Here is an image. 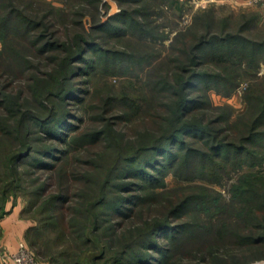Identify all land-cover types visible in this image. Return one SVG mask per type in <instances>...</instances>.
Here are the masks:
<instances>
[{"label": "trees", "instance_id": "1", "mask_svg": "<svg viewBox=\"0 0 264 264\" xmlns=\"http://www.w3.org/2000/svg\"><path fill=\"white\" fill-rule=\"evenodd\" d=\"M43 2L49 7L0 0V37L12 35L20 39L26 52L20 68L8 65L9 75L21 79L14 82L13 90L7 87L10 82L0 84V135L11 134L20 144L11 161L14 178L4 190L0 217L6 213L8 201L19 198L18 189H23L21 175L26 170L35 175L30 181L33 189L27 192L30 208L39 203L45 227L58 233L60 241L70 237L76 245L53 255L51 264H188L186 260L195 264H249L264 259L261 169L247 172L234 182L231 197L223 199L222 194L221 204L217 196L183 193L173 208L152 225L144 228L136 224L137 216L152 203L175 194L165 180L170 172L180 184L176 189H199L209 186L193 185L189 180L211 182L219 168L228 172L227 165L262 166L264 153L258 148L264 147V131L258 129L264 125V108L254 126L248 127L250 132L245 134L244 129L237 127L232 132L229 113L216 114L218 109L210 107V101L203 98V89L214 87L232 94L229 89L237 87V83L223 73H231L234 66L258 69L264 61V23L260 12L243 11V21L236 30L233 26L214 32L211 28L215 21L204 24L207 31L196 34L194 42L192 39L188 43L191 47L182 51L185 60H177L173 75L161 76L157 84L151 81L154 86L162 85V96L156 87L146 103H141L124 91L121 97L114 96L110 88L112 96L106 101L102 99L99 115L80 116L78 106L84 105L91 94L87 84L97 76L116 74L115 69H122L125 62L129 63L128 70H136L132 67V54L100 41L93 31L101 30L118 39L127 36L129 29L134 33L144 27L135 12L123 9L108 22L95 21L90 30L83 20L73 19V25L79 29L63 33L47 18L58 16L62 20L66 14L56 9V2ZM69 14L85 15L79 11ZM116 19L121 22L115 24ZM33 57L46 59L50 69L44 71L32 61ZM156 106L171 114L165 118L158 112L152 115L155 121L163 119L168 129L142 130L134 143L122 145L118 120L138 123ZM109 107L124 112L107 116ZM82 110L87 113L85 106ZM87 120L97 123L85 126ZM97 146L111 149L118 157L108 160V156L94 151ZM88 153L91 160H82L76 169L73 160L81 161V155ZM99 160L111 167L98 196L92 201L77 200L75 184L96 183L91 178L97 176L88 178V166L95 167ZM70 161L73 165L67 167ZM165 199L170 202L172 197ZM235 210L233 227L229 219ZM131 228L133 236L128 238ZM39 229L31 225L27 231L26 238L29 236L33 246L37 245L35 238L41 235ZM100 244V254L90 258V251L98 245L100 248ZM38 253L44 256L40 248ZM209 260L212 262L208 263Z\"/></svg>", "mask_w": 264, "mask_h": 264}, {"label": "rangeland", "instance_id": "2", "mask_svg": "<svg viewBox=\"0 0 264 264\" xmlns=\"http://www.w3.org/2000/svg\"><path fill=\"white\" fill-rule=\"evenodd\" d=\"M43 1L21 0L24 4L26 2H33L34 6L40 4L49 7V5L45 4ZM48 1L56 2V9L61 13L66 14L62 20H59L58 16H50L47 18L48 22L54 23V27L60 28L63 33H67L68 30L72 32L79 29L76 25H73V19L83 20L85 27L90 30L92 26L95 25V21H99L100 23L108 22L112 16L119 14L123 9L135 12V17L139 19V22L144 27L143 30H136L134 33L129 29L127 36H122L118 39H116V37L112 38L114 36L112 34L109 37L107 32H102L101 30L93 31L94 34L100 37V41L104 43L107 42L113 46H118L117 48L132 54V61L134 64L132 67H136V70H128L127 66H129V63L127 62V64L125 62L122 69L118 67L115 69L117 72L116 74H108L103 77L97 76L95 81H92L91 84H87L86 89H90L91 94L88 96L84 105L81 104L78 106L77 112L80 116L89 113L91 115H99L101 113L99 108L102 106V99H105L106 101L110 95L112 96L108 91L110 88H112L111 92L115 94L114 96L121 97V94L124 91L126 94L132 96L141 103H144L147 98L149 99L150 95H152L151 92L156 89V87L159 92L158 95L162 96L161 94H164L162 85L159 84L154 86L151 81H154V83L157 84L158 81H161V76L170 77L173 75V71L176 70L175 65L178 64L177 60H185L183 52L191 47L190 45L188 46V43H191L192 39L194 42V36H196V34L200 36L207 31V25L204 24L215 21L211 28L214 32H221L223 29L230 30L233 26L236 30L243 21V11L247 10L241 5V3L237 2V0ZM75 11L85 13V15L83 17H78L72 14L68 15V12L72 13ZM113 22L119 24L121 20L116 19ZM18 40L20 39L12 35L6 38L2 36L0 37V64L2 65L0 68V84L3 85L10 82L7 83V87H9L10 90H13L12 85H14V82L21 79L19 77L12 78L11 76H13V74L9 75L10 73H8V70L10 68H8V65L18 69L19 65L21 67V63H23L22 55L26 54L24 43ZM90 56H93V53H91ZM32 61L38 64L44 71L50 69L49 62H46V59L33 57ZM260 63L258 69L247 65H244V68L234 66L230 70L232 71L231 73H223L228 75V78H233L237 83V87L229 89V92L232 93L230 95H227L226 92L222 90L220 91L215 87L203 89V98H207L206 100L210 101V107L213 106L218 109V113L216 114H221L226 111L229 113V118L233 127L230 128L232 132L235 129L240 128L244 129L243 133H248L250 129L248 127H251V125L254 126L256 117H258L259 114L261 115L264 108V61ZM216 70H219L218 67ZM130 71H132V73H130ZM27 73L31 72L28 70ZM16 91L17 90H15V92ZM83 106L86 107L87 113L83 112ZM108 110V112H105L107 116L124 112L113 108L111 109L110 107ZM148 112L149 113L142 117L140 121H137L138 123H135L132 120H118L116 126L119 128H117V132L122 136V145L126 143H134L135 140H137L136 134L142 132V130L150 129L154 131L157 128L158 130L165 128V131L168 129V124L166 125L163 119L155 121L152 115L158 112L163 115V118H165V116H171L170 113L157 106L151 110L149 109ZM1 113L2 110L0 109V114ZM95 123L97 122L94 120H87L85 126H93ZM246 127L247 130H245ZM262 130L264 131V125L258 129L259 132H262ZM10 135L11 134H4L3 136L2 133L0 135V206L5 202L4 190L8 186V181H11V179L13 180L14 178L11 169L12 158L20 149L18 140L12 139ZM134 146H136V144ZM126 147L129 146L126 145ZM94 151L97 153H103L106 157L108 156V160L113 158L112 161H115L118 157V153H111V149L102 146H97ZM258 151L264 153V147L259 146ZM76 158L80 159L79 157ZM91 158V153L81 155V161L73 160L74 167H77L76 169L80 168L82 160L87 161L91 160ZM105 163L106 162L99 160L95 164L96 166H93L92 168L89 167L87 163L84 165V168L85 166H88V169L90 170L88 178L93 176H97L98 178H91L96 182L92 183L91 181L90 183L93 185L85 183V181L75 184L78 192L77 200L84 199L92 201L98 196L99 188L102 186L106 175L108 174L107 171L111 167V164L106 165ZM72 165L73 163L70 161L67 164V167ZM102 167L104 168V171H102ZM226 168L228 171L227 173L222 170V167L219 169L217 168L218 170L213 175L211 182L202 179L189 180L193 185L205 184L209 186H200L198 187L199 189H176L180 184L176 182L172 172L165 175L166 183H168L170 188L175 191L173 192L175 194L165 196L159 203H152L148 208L141 212L136 218L137 226L145 228V226H150L156 220L164 217L171 208H173V204L177 202V198L183 193L188 195L193 192H199L201 194H206L207 196H217L219 198V200L217 199V202L221 204V195L223 194V196H225L223 199H229L231 197L232 187H234L235 184L234 182L239 180V178L245 175V173L259 169L264 172V161L262 162V166H256L254 168L247 164L243 168H239L236 165H227ZM24 171L25 172L21 175L23 182L21 183L22 185H20V187L23 186V189H18V193L20 194L19 200H21V203H24L25 217L32 222V225L38 226L41 233L40 236L36 238L34 237L37 242L36 246H33L29 236H27V238L25 236L24 239L26 241L28 239L32 250L35 252L36 257L41 264H51V258L53 255L57 256L66 252L68 248L75 245V243L73 244L74 241L71 240L70 237H64L60 241L58 233L51 228L45 227L42 221L45 215L42 213V208L38 205L39 203L34 204L33 208H30L29 194L27 192H30V190L33 189H31L30 181L35 175L26 172V170ZM97 173H99V175H96ZM55 177L56 173L54 174V178ZM219 177L222 178L220 182L217 180ZM36 183L38 184V182ZM37 184L34 186H38ZM166 197H172L171 201L168 202V200L165 199ZM236 218L237 211L235 210L233 212V217H230L229 219V222L233 224V227L236 226L234 222ZM127 236L128 238L133 236L132 228L128 230ZM230 238V236L227 237V239ZM97 247L90 251V258L100 254L102 251L101 244L100 248L99 245ZM38 248L42 250L44 256L39 255ZM211 262L212 260H209L208 263ZM185 263L195 264L194 261L190 262V260H186ZM214 263L216 264V262ZM217 264L229 263L218 262ZM249 264H264V259H255Z\"/></svg>", "mask_w": 264, "mask_h": 264}, {"label": "crops", "instance_id": "3", "mask_svg": "<svg viewBox=\"0 0 264 264\" xmlns=\"http://www.w3.org/2000/svg\"><path fill=\"white\" fill-rule=\"evenodd\" d=\"M247 10H255L262 15L264 23V3L253 0H237ZM24 203L21 200L10 199L7 203L6 213L0 217V264H14L4 258L3 253L15 252L19 241L24 239L32 222L23 213Z\"/></svg>", "mask_w": 264, "mask_h": 264}, {"label": "built area", "instance_id": "4", "mask_svg": "<svg viewBox=\"0 0 264 264\" xmlns=\"http://www.w3.org/2000/svg\"><path fill=\"white\" fill-rule=\"evenodd\" d=\"M264 3V0H253ZM4 258L9 259L14 264H41L37 259L35 252L25 239L19 241L18 249L15 252L3 253Z\"/></svg>", "mask_w": 264, "mask_h": 264}]
</instances>
